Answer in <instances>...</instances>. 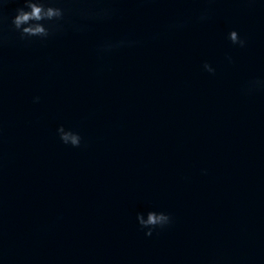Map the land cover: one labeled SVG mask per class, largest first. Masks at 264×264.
Returning a JSON list of instances; mask_svg holds the SVG:
<instances>
[{"label": "water", "instance_id": "1", "mask_svg": "<svg viewBox=\"0 0 264 264\" xmlns=\"http://www.w3.org/2000/svg\"><path fill=\"white\" fill-rule=\"evenodd\" d=\"M53 2L46 40L0 7V264H264V4Z\"/></svg>", "mask_w": 264, "mask_h": 264}, {"label": "clouds", "instance_id": "2", "mask_svg": "<svg viewBox=\"0 0 264 264\" xmlns=\"http://www.w3.org/2000/svg\"><path fill=\"white\" fill-rule=\"evenodd\" d=\"M6 2L7 0H0V7L4 6ZM260 3L264 4V0H260ZM100 14L107 15L106 12ZM63 18V7L58 3H54L53 0H23V6L15 9V14L11 17V24L22 39L25 37H36L40 40H46L50 36L53 27V24L50 22H58ZM206 18V12L202 13L199 17L200 20ZM227 39L231 44L238 45L239 47H244L246 44V40L235 29L228 31ZM124 43L126 42L123 40L115 44L107 43L103 46L102 50L109 51L114 47H120ZM226 59L229 63L232 62L231 56H226ZM202 67L208 73L215 72V68L207 61L203 63ZM259 89H264V78L248 81L245 90L252 91ZM39 99L38 96H35L33 97V102H38ZM56 133L63 144L74 148L81 146L82 136L78 131L66 128L63 124H60L56 128ZM135 218L139 227L144 231L145 236H151L154 231L162 229L172 222V217L169 213L151 207L143 211H137Z\"/></svg>", "mask_w": 264, "mask_h": 264}]
</instances>
